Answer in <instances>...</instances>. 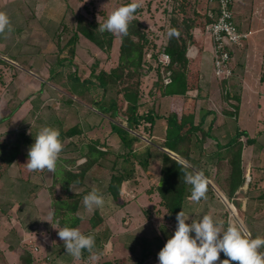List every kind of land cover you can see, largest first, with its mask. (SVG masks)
Instances as JSON below:
<instances>
[{
    "label": "rangeland",
    "instance_id": "1",
    "mask_svg": "<svg viewBox=\"0 0 264 264\" xmlns=\"http://www.w3.org/2000/svg\"><path fill=\"white\" fill-rule=\"evenodd\" d=\"M48 2L51 0H40L41 5L35 18L31 19L30 25L24 27L18 43L13 45L6 42L7 59L2 62L0 58V118L9 115L11 109L18 105L17 109L0 123V140L12 141L18 135L28 139L26 144L21 145V153L10 168L0 163V233L5 238V242L11 246V250L15 246V248L20 246L17 251L13 250L11 254L7 251L0 256L4 258L3 264L14 261L18 264L17 255L21 254L24 258L27 252L35 256L33 264L42 257V254H48L51 258L55 254V260L58 258L59 262L70 263V254L66 252L57 234V229L62 226L60 223H55L54 217L50 219L49 212H53L52 200L58 196L72 200L74 193H82L76 213L80 217L79 230L82 231L83 227L89 226L88 219L92 216L93 210L97 209L102 218L100 227L96 228L97 237L103 234L106 243L99 248L97 246V249L87 250L85 253H90L85 256L82 251L81 256L77 259L74 257L71 264H101L102 261L114 259H119L117 262L123 259V264H139L136 259L140 258L138 255L142 252L140 245H136L134 251L129 253L124 248L125 244L121 237L117 242L116 236L131 231L138 232L140 229V231H149L153 252L141 264H158L157 251L160 244L158 245V241L155 240L156 235L158 233L162 235L167 229L169 235L173 234L176 227V223L166 219L167 210L155 189L160 181L162 164L159 150H164L161 143L167 127L166 117L171 107L180 108L183 100H187L188 104L185 103L186 108L182 111L184 114L192 111L193 124L197 125L201 112L209 111L201 125L205 129L212 121L211 134L222 133L221 126L224 123L220 122L224 119L223 111H231L235 114V118L229 121L227 128L232 129L233 126H237L257 141L254 144H247L246 136L242 135L239 138L244 147L242 152L244 174L246 179L251 177V182L256 181V184L249 187L251 192L248 193H246L248 186L246 180L238 188L235 193V198L240 203L238 207L224 196H220L218 187L214 183L220 178L221 185L226 186L228 165L224 163V166L220 163L223 173L219 174V166L213 163L215 158L204 155L201 164L209 173V177L206 178L215 184L217 191L215 187H212L213 194L212 192L211 195L207 194L208 198L202 201L197 202L189 198V203L194 202V208L191 210L187 208L185 214L190 217L187 222H191V218L198 220L204 214H208L214 220L223 221L224 227H227V222L231 220L245 234H251L252 238L264 236V104L258 105L259 114L257 115L255 104H248L243 99L244 66L239 55L240 51L237 50L232 57L234 76L228 83L226 81V87L223 81L214 77L216 82L210 84L207 81L206 88L201 87L198 91L192 76L190 82L193 85L190 83L189 93L182 99L172 100V103L170 99L164 98L159 87L155 86L159 74L162 76V65H159L158 61L169 28L158 25L152 10H159L161 7L164 10L167 3L165 0L164 2L156 0L152 6L150 4L153 0H55L54 12L42 9V3ZM130 2L139 5L134 17L139 20L148 38L144 65L139 68L137 74L132 76H127L124 72L125 80H117V85L104 94L101 88H98L93 95L90 92L82 96L68 94L64 84L67 83L70 73H76L80 79H85L90 77L93 66H96L98 72L101 69L109 71L119 64L121 40L118 34L112 36L109 47L106 44L99 47L80 33L71 42L78 16H82L81 20L85 25L93 23L98 27L99 24L104 23L111 11ZM162 3L165 5L163 6ZM189 8L188 4V10ZM153 53H157V59L153 58ZM59 59L64 60V64L57 65ZM206 66L207 62L204 61L201 64V70L205 71ZM51 70L55 77L52 76ZM136 82H138L139 103L137 113L143 115L152 110L157 118L151 128L145 120L140 121L133 131L140 134L143 141L135 142L136 147H134L141 149L151 140L156 146L149 148L148 152L150 151L151 154L147 156L148 162L145 167L134 164L132 178L122 182L119 195L114 199L105 192V183L110 177L109 168L114 155L121 152V143L116 134L111 131L109 123L111 119L108 115L102 117L96 107L92 106V102L102 98L106 102L113 99L118 104L119 112L112 119L126 126L127 101L123 97L122 86H132ZM252 94L250 91L248 96ZM65 95L72 96V102L68 103L64 100ZM234 95L239 96L238 101ZM234 105H238L236 110ZM56 121L61 123L55 124ZM77 123L82 129L80 133L62 136L64 133L62 131ZM45 125H52L51 127L56 128L60 133L59 138L63 148L58 156L57 165L64 164L73 172H77L78 165L85 160L82 155L85 151L84 144L97 140L98 147L107 151L103 158L85 172L81 185H71L69 190L63 191L64 185L61 186L59 183L52 185L53 171L50 172L47 169L33 171L25 165L28 149L34 142L36 132ZM196 134L200 137L201 132L197 130ZM203 147L206 153L212 155L216 151V140L206 137ZM198 156L199 154L195 153L194 157ZM93 187L103 194L105 204L99 208L88 209L83 205V196ZM57 220L60 221L59 218ZM160 225H164V230ZM130 226L134 227L130 228ZM16 232L20 233L19 238ZM111 235H115V240L106 241ZM18 239L20 240L17 241ZM261 248L264 252L263 247ZM24 249H27L25 253ZM57 250L58 252L55 253ZM94 252L97 254L94 255ZM22 261L24 263L21 264H28Z\"/></svg>",
    "mask_w": 264,
    "mask_h": 264
},
{
    "label": "trees",
    "instance_id": "2",
    "mask_svg": "<svg viewBox=\"0 0 264 264\" xmlns=\"http://www.w3.org/2000/svg\"><path fill=\"white\" fill-rule=\"evenodd\" d=\"M177 8H179L181 13L183 14V18L180 21L172 18V24L169 27L167 41L162 47L169 56V62L167 64H161L158 61L159 65H162V76L159 74L155 82V86L159 87L161 94L164 96H185L187 94V91L191 90L192 84L190 82V78L192 77L189 74L188 68L190 60L187 57L186 52L188 45L192 42V35L190 33V30H192V23L195 18L191 16V12L188 10L187 3H180ZM136 12L137 8L129 22L127 35L118 34V37L121 40L118 66L110 69L109 71L101 69L98 72L96 71V66H93L91 68L90 77L85 79H80L76 75V73H70L67 83L64 84V86H66L65 89L68 94L82 96L83 94L90 92L91 95H93L96 90H98V88H101L102 94H104L107 90L112 89L114 86H116V81L119 79H123L125 75L132 76L134 74H137L139 68L142 67L146 62L145 54L147 53L146 47L148 44V38L145 31L142 29L139 20L134 17ZM205 16L206 17H204V22L206 24L215 20L216 16L213 8L212 15L210 16L206 14ZM81 19L82 16H78L76 30L70 39L71 42H73L77 34L80 33L99 47H103L104 44H106L107 47L110 46L111 38L114 33L108 31L102 32L100 31L99 27H97V25L93 23L85 25L83 20ZM170 32L173 34L170 35ZM241 43H243V41ZM240 44L233 46V48L231 49L232 57L237 53L236 48ZM152 56L153 58L157 59V53H153ZM56 64H64V60L59 59ZM167 71L170 72L171 81L169 83H164L163 75ZM51 73H53V71ZM233 74L234 70L232 69V73L228 78L220 79L221 81H223L222 83L225 84L224 87H226V81L228 83V81L233 78ZM52 76L55 77L54 73ZM260 79L264 80V71L261 73ZM137 85L138 82L134 83V85L132 86H122L123 97L127 101V107L125 111L127 124L126 126H122L112 119L115 118L119 112L118 104L113 99H109L108 102H106L102 98V100H94L92 102V106L96 107L97 111L102 114V117H106V115H108V117L111 119L109 121L111 131L116 134L121 143V152H117L114 155V158L111 161V166L109 168L110 177L105 183V192L109 193L114 199H116L119 195L122 182L132 178L135 169V167H133L134 164H139L140 166L145 167L148 162L147 156L151 154L150 151L148 152L149 148L152 146H156L154 144L155 142L151 140L150 143H146L143 148H135V142H142L143 140L140 137V134H136L133 130L137 128V125L140 124L141 120H145L146 122H148L151 128L157 118V115H154L152 113V110L143 115H139L137 113V107L139 106ZM194 86H196V89H199V84L197 83L196 78H194ZM63 98L68 103L72 102V96L65 95V97ZM234 98L236 99V101L239 100V96L234 95ZM17 107L18 105L11 109L9 115H11L17 109ZM233 107H235L234 109L236 110L238 108V105H234ZM184 108L186 107L179 108L172 106L170 113L166 117L167 127L163 142L161 143V146L164 148V150H159L162 163L159 180L162 182V184L157 183L155 187L160 197L161 203L167 210V213L165 214L166 219L174 223H176V215L178 212L183 211L184 213H187V208H190V210L194 208V202L189 203V198L191 196V185L185 182V173L193 170L202 171L205 177H209V173L201 164V159L205 154L207 156L210 155L209 157L211 158L214 157L215 161H213V163H215V165L217 166H219L220 163L223 165L224 163H226L228 165L226 186L225 184L221 185L220 178L217 179L218 181L214 180V183L224 193L226 198L233 203L234 206L238 207L240 205V203L235 198V193L238 188L247 181L248 186L246 193H248L251 192L249 190V187L252 184H256V181L251 182V177L249 179H246V176L244 174L242 163V152L244 147L242 142L239 141V138L242 135L246 136L247 144L257 143L256 139L249 137L245 130H240L237 126H233L232 129L227 128V122H225L223 126H221L223 128L222 130L224 131L223 134L213 135L210 132L212 128V121L209 122L205 129L202 128L203 125H201L204 123V120L209 114V111L201 112L199 122L196 125L193 124L194 122L192 120V111H188V114H184L182 111L184 110ZM223 113L226 117H229V120L235 118V114L231 111H223ZM9 115L1 117L0 123L7 119ZM184 115L186 117L183 118ZM54 123L60 124L61 122L56 121ZM81 130L82 129L80 125L77 123L67 130L62 131L64 132L62 136H71L74 134H78L81 132ZM197 130L201 132L200 137L196 134ZM208 136L216 140V151H214L212 155L206 153L203 147L204 139ZM27 142L28 139L24 137L21 138V135L16 136L12 141L0 140V163H4L8 168H10V166L13 165L14 161H17V156L21 153V145L26 144ZM97 144V140L84 144L85 151L82 153V155H84L85 160L83 163L78 165L79 170L77 172H73L70 169H67L64 164H58L56 166V169L53 171L52 185L56 183H59L61 186L64 185L65 189L63 191L69 190V187L71 185H81L85 172L107 154V151L100 149ZM165 149L174 152L178 158L168 153ZM195 153H198L199 156L194 157ZM71 161L73 162L74 160L72 159ZM218 172L219 174L223 173L220 166L218 168ZM23 184H25V182ZM212 191V185L207 182V191L205 193V196L199 201L208 198L207 194L211 195ZM81 195L82 193L72 194V196L74 197L72 200H69L65 197L63 198L62 196H58L51 201L54 220L57 221V218H59V223L62 227L67 225L69 227L78 228L80 217L76 215V213L78 208V201ZM91 215L92 216H90L88 219L89 226L86 228L82 226L83 230L81 232L94 235V246L99 247L100 245H102L101 242L102 240H105V238L103 237V234L100 235V237H97L96 233H94V229L100 227V220H102V218L99 216L97 209H94ZM160 227H162L164 230V225H160ZM171 235L172 234L169 235L168 232H163L162 239L164 240H161V237L155 238V240L158 241V245L160 244L158 248L159 250L166 243L168 236ZM135 242V245H140V251L142 250L140 255H138V257L140 258L136 259V262H140L145 257L144 251L147 250V246L143 237L136 238ZM26 250L27 249L23 250L24 253ZM260 251L262 252V248L260 249ZM56 252H58V250L55 251V253ZM54 256H52V259L56 262V264L72 263H63L62 261L59 262L58 258H56V260L54 259ZM69 256L71 257V260H73V256ZM225 258L226 257L221 252L219 260H223ZM23 259L25 262H28V264H32L33 259L36 258L30 252H27ZM219 260L217 261V264H219ZM117 261H119V259H114L113 261L106 260L102 261L101 264H123L124 262L123 259V262ZM232 264H236V262H232Z\"/></svg>",
    "mask_w": 264,
    "mask_h": 264
},
{
    "label": "clouds",
    "instance_id": "3",
    "mask_svg": "<svg viewBox=\"0 0 264 264\" xmlns=\"http://www.w3.org/2000/svg\"><path fill=\"white\" fill-rule=\"evenodd\" d=\"M138 6L130 2L115 8L104 23L99 24L100 31L127 35L129 22ZM6 28H11L9 18L6 13L0 12V32ZM59 137L60 133L54 127L45 125L38 129L28 149L25 165L29 170L47 169L52 172L56 169L63 148ZM184 179L191 185V200L198 202L205 196L207 178L202 171L186 172ZM104 204L103 194L95 187L83 196V205L88 209L99 208ZM53 216L54 213L49 212L50 219ZM189 220L190 217L183 211L177 213L174 233L157 254L158 264H216L221 252L226 258L219 260V264H264V252L259 251L264 247V236L252 238L235 222L230 220L224 227L223 221L214 220L208 214L187 222ZM57 230L66 252L73 257H80L85 249L91 251L95 245L94 235L85 234L79 228L66 225Z\"/></svg>",
    "mask_w": 264,
    "mask_h": 264
},
{
    "label": "crops",
    "instance_id": "4",
    "mask_svg": "<svg viewBox=\"0 0 264 264\" xmlns=\"http://www.w3.org/2000/svg\"><path fill=\"white\" fill-rule=\"evenodd\" d=\"M149 2V1H148ZM147 2V3H148ZM156 0L150 4L151 6L155 4ZM164 2V0H163ZM167 2V3H166ZM166 3V5H165ZM166 8L162 10V7L159 10H152L155 14L154 20L158 21V25H165L168 28L172 24V18H175L177 21H180L183 18V14L177 8L180 3H187L189 4L191 16L194 17V21L192 23V30L190 33L192 35L191 43L188 45L187 52L189 54L186 55L189 58V74L190 76H194L196 78L197 83L199 84V88H203L207 81L212 84L216 82L214 80V75L212 72V56H211V42L208 35L205 33L204 26V17L208 14L210 9V3L208 0H165ZM42 9L50 12H54L56 9L55 0H51L48 3H42ZM40 0H0V12H4L7 14L10 22V30L5 29L3 32H0V58L2 62L7 59L6 56V42L17 44L18 40L20 39L21 32H23L24 27L30 25L31 19H34L37 11L39 10ZM156 6V5H155ZM139 8V6L137 7ZM231 9L233 13L234 20L240 29V31L248 33L246 39L241 43L236 49L240 51L241 60L243 62L244 68V79H243V99L246 103L255 104L256 106V114H259L258 105L264 104V80H261V72L264 71V0H232ZM163 11V12H162ZM168 16V17H167ZM158 19V20H157ZM160 19V20H159ZM169 19V20H168ZM191 22V21H190ZM168 32H166L168 37ZM19 36V37H18ZM167 41V38H166ZM7 43V44H8ZM15 56H13L14 58ZM206 61L207 62V69L205 71L201 70V64ZM200 69V70H199ZM194 72V73H193ZM193 73V75H192ZM210 76V79H209ZM216 78V77H215ZM206 88V86H205ZM198 90V89H196ZM199 91V90H198ZM252 91V95L249 97L248 93ZM189 93V91H187ZM184 96L180 95H166L164 98L170 99V101L180 98L182 99ZM187 100H183L181 107H185V103ZM173 103V101H172ZM172 106V105H171ZM180 107V108H181ZM261 112V111H260ZM212 113V112H211ZM223 122H227V127H229V117L225 116L223 113ZM219 125V124H218ZM223 126V125H222ZM222 132V133H221ZM221 134H223V130H221ZM214 187L215 184L211 182ZM216 187H218L216 185ZM215 187V188H216ZM217 189V188H216ZM221 194L226 198L224 193L219 189ZM132 218V217H131ZM130 218V219H131ZM134 227V226H133ZM130 226V228H133ZM133 230V229H131ZM141 230V229H140ZM131 231L129 233H122L116 236L117 242L121 239L124 241V248L130 253V251H134L135 249V241L136 238L143 237L144 241L146 242L147 250L144 251L145 257L142 261L138 262L139 264L143 263L147 257L153 254L152 252V245L151 236L148 230L140 231ZM94 233H96V229H94ZM165 233L168 232V229L164 231ZM16 236L19 238L20 233L16 232ZM156 237L160 238L161 240L163 236L158 233ZM5 238L0 233V256L5 254V252L13 250H18L20 246L17 248L10 249L9 243H6ZM18 239L17 241H19ZM115 240V235H111V237L107 238L106 241ZM21 242V241H20ZM104 240H102L101 244L104 246ZM96 248L95 246L92 248ZM99 248V247H98ZM97 249V248H96ZM87 251L83 250V253ZM89 251V250H88ZM160 251V250H159ZM157 251V253L159 252ZM87 252L84 254H89ZM156 253V254H157ZM94 255L97 254L96 252L93 253ZM74 258V257H73ZM77 259V257H75ZM74 259V260H76ZM2 260L4 258L0 257V264H3ZM22 260L23 255H17L18 264L24 263ZM72 262V260H71ZM10 264H17L16 261Z\"/></svg>",
    "mask_w": 264,
    "mask_h": 264
},
{
    "label": "built area",
    "instance_id": "5",
    "mask_svg": "<svg viewBox=\"0 0 264 264\" xmlns=\"http://www.w3.org/2000/svg\"><path fill=\"white\" fill-rule=\"evenodd\" d=\"M210 9L208 15H212V8L215 12V20L205 25V33L211 42L212 72L217 79L228 78L233 69L231 49L240 44L247 37L248 33L238 29L232 9V0H208ZM188 55L189 51L187 52ZM159 62L167 64L168 54L161 48ZM164 83L171 81L170 72L163 75ZM34 264H56L48 254H42ZM33 264V263H32Z\"/></svg>",
    "mask_w": 264,
    "mask_h": 264
},
{
    "label": "water",
    "instance_id": "6",
    "mask_svg": "<svg viewBox=\"0 0 264 264\" xmlns=\"http://www.w3.org/2000/svg\"><path fill=\"white\" fill-rule=\"evenodd\" d=\"M168 153H170V154H172L174 157H177V155L175 154V153H173V152H171V151H169V150H167V149H165ZM178 158V157H177ZM207 182H209L211 185H212V187L214 188V185L209 181V180H207ZM159 184H162V182L160 181L159 182ZM215 189V191H217L216 190V188H214Z\"/></svg>",
    "mask_w": 264,
    "mask_h": 264
},
{
    "label": "bare ground",
    "instance_id": "7",
    "mask_svg": "<svg viewBox=\"0 0 264 264\" xmlns=\"http://www.w3.org/2000/svg\"><path fill=\"white\" fill-rule=\"evenodd\" d=\"M173 153H174V152H173ZM218 194H219L220 196H223V195L221 194V192H219V191H218Z\"/></svg>",
    "mask_w": 264,
    "mask_h": 264
}]
</instances>
